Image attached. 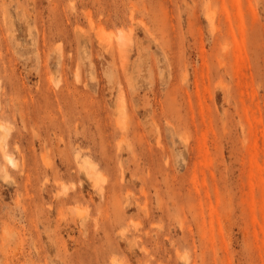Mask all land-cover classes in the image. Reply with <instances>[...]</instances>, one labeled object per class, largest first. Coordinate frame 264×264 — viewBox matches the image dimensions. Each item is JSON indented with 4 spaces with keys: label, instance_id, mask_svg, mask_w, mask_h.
I'll list each match as a JSON object with an SVG mask.
<instances>
[{
    "label": "rangeland",
    "instance_id": "rangeland-1",
    "mask_svg": "<svg viewBox=\"0 0 264 264\" xmlns=\"http://www.w3.org/2000/svg\"><path fill=\"white\" fill-rule=\"evenodd\" d=\"M0 125V264H264V0H0Z\"/></svg>",
    "mask_w": 264,
    "mask_h": 264
},
{
    "label": "bare ground",
    "instance_id": "bare-ground-1",
    "mask_svg": "<svg viewBox=\"0 0 264 264\" xmlns=\"http://www.w3.org/2000/svg\"><path fill=\"white\" fill-rule=\"evenodd\" d=\"M119 34L121 35V36H119V38L123 36L122 32H120ZM0 129L5 132V134H4V132L2 133V131H1V133L4 134L5 136H6V134H8V131L10 130V129H7V127H4L3 125H0ZM0 148H1V151L3 152L5 160L7 162H9L10 164L14 165L15 163H14L13 159L10 156H8L7 154H5L4 147H2V142L0 143ZM85 164L90 167V171L87 172V177L90 180H94L96 175H95V173H93V168L95 169V167H93V165L91 163H88V162H85Z\"/></svg>",
    "mask_w": 264,
    "mask_h": 264
}]
</instances>
